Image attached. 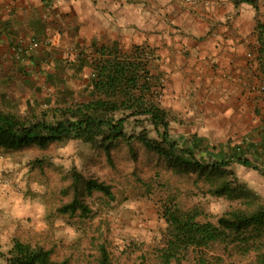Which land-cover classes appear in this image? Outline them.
I'll list each match as a JSON object with an SVG mask.
<instances>
[{
    "label": "rangeland",
    "instance_id": "rangeland-1",
    "mask_svg": "<svg viewBox=\"0 0 264 264\" xmlns=\"http://www.w3.org/2000/svg\"><path fill=\"white\" fill-rule=\"evenodd\" d=\"M41 1L47 3L35 6L37 14L53 17L49 0ZM4 3L5 0H0V16L15 13L14 10L5 12ZM13 5L19 8L24 6V1ZM49 22L56 33L49 35L48 42L39 38L34 41L38 44L35 49L51 54L53 65H49L39 52L35 53L34 48L29 51L26 48L28 42L24 47L28 53L20 58L25 56L29 61L23 60L20 66L0 62V110L32 119H46L53 108L87 98L90 68L85 61H88L91 48H79L69 43L66 28L55 20ZM58 33L63 34L64 39L61 35L56 36ZM18 46L19 42L14 40L13 47ZM118 47L129 51L132 45L119 42ZM33 57L41 62L34 63ZM156 60L153 59L150 66L153 73ZM156 84L160 87L158 99L162 106L163 81L156 80ZM171 116V138L180 140L197 135L212 145L224 144L210 140L209 133H202L194 127L199 120L194 122V119ZM137 131L138 128L132 125L126 127L127 133ZM149 136L155 137L153 132ZM133 149L134 156H131L127 146L120 142L106 157L93 145L70 140L53 144L44 151L35 148L7 153L0 151L2 176H6L23 197L41 207L38 214L17 220L12 238L50 249L52 259L65 264H97V247L100 244L107 249L111 264H156L155 252L161 248L167 234V224L160 208L170 194L176 193L183 209L201 207L212 222L231 204L222 198L201 194L184 178L173 175L164 160L139 145L133 144ZM253 163L257 165L255 161ZM231 168L256 193L261 189L259 195L262 197L264 183L256 172L236 165ZM72 172L110 185L114 200L109 201L101 194L93 193L86 198L91 210L89 218L69 219L57 215L55 208L73 194L69 190ZM213 256L223 258L222 264H246L248 260L221 248L213 249Z\"/></svg>",
    "mask_w": 264,
    "mask_h": 264
},
{
    "label": "trees",
    "instance_id": "trees-1",
    "mask_svg": "<svg viewBox=\"0 0 264 264\" xmlns=\"http://www.w3.org/2000/svg\"><path fill=\"white\" fill-rule=\"evenodd\" d=\"M230 1L257 10L256 0ZM253 32L256 68L264 84V22L257 21ZM153 59L152 49L145 45L132 46L129 51L117 45L92 46L85 61L90 68L87 98L53 108L46 119L0 110V151H44L53 144L78 140L102 150L106 157L122 142L134 156L133 144H137L164 160L173 175L184 178L201 194L231 203L212 222L201 207L183 209L176 193L170 194L160 208L167 234L155 252L156 264H222L223 258L213 256L216 248L246 257V264H264V198L231 168L258 171L247 157L249 148L231 146L229 141L215 146L197 135L171 138L172 113L159 102L160 87L150 69ZM127 125L138 128L137 133H127ZM258 173L264 176L263 171ZM70 189L69 200L55 208L57 215L69 219L89 218L86 198L93 193L114 200L110 185L75 172ZM0 256L6 264H65L53 260L50 249L19 238H12L10 248ZM96 263L111 264L102 244L97 247Z\"/></svg>",
    "mask_w": 264,
    "mask_h": 264
},
{
    "label": "crops",
    "instance_id": "crops-1",
    "mask_svg": "<svg viewBox=\"0 0 264 264\" xmlns=\"http://www.w3.org/2000/svg\"><path fill=\"white\" fill-rule=\"evenodd\" d=\"M19 1L24 6L13 5ZM49 2L53 17L38 15L35 10L46 1L5 0V12L15 13L0 16V62L20 66L23 60L29 61L20 57L37 48L35 38L48 42L49 35L56 33L49 25L52 20L66 28L69 43L89 46L88 53L92 46L106 43L148 46L157 59L152 73L163 81L162 107L178 118L199 120L194 127L209 133L216 143L229 141L231 146L249 148L247 157L264 172V94L250 92L264 85L256 68L253 32L257 21L264 22V0H256L257 10L230 0H211L208 7L199 9L182 0ZM14 40L19 42L17 48ZM34 52L53 65L50 53ZM33 58L34 63L41 62ZM39 212L38 203L23 197L0 173V253L10 248L17 220ZM0 264H6L1 256Z\"/></svg>",
    "mask_w": 264,
    "mask_h": 264
},
{
    "label": "built area",
    "instance_id": "built-area-1",
    "mask_svg": "<svg viewBox=\"0 0 264 264\" xmlns=\"http://www.w3.org/2000/svg\"><path fill=\"white\" fill-rule=\"evenodd\" d=\"M184 4L189 5L193 9L205 8L209 6L211 0H182ZM32 46H35V42L31 41ZM250 92H257L260 94H264V85H260L258 87H254L250 89Z\"/></svg>",
    "mask_w": 264,
    "mask_h": 264
}]
</instances>
